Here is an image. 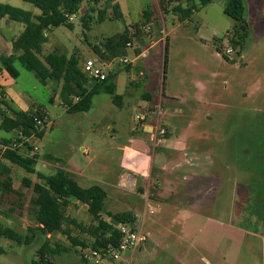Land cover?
I'll return each mask as SVG.
<instances>
[{
    "label": "rangeland",
    "instance_id": "1",
    "mask_svg": "<svg viewBox=\"0 0 264 264\" xmlns=\"http://www.w3.org/2000/svg\"><path fill=\"white\" fill-rule=\"evenodd\" d=\"M227 1L198 5L186 25L177 28L183 22L173 13L163 18L159 0H117L122 19L114 18L112 8L105 10V0L97 6L84 0L73 30L53 29L43 55L57 49L76 53L83 69L87 59L100 60L93 46L102 47L109 37L126 29L134 33L132 27L139 26L141 41L132 42L127 55L109 68L116 74L117 104L100 87L89 111L68 113L59 96L61 82L41 84L19 63L18 79L0 77L15 110L42 107L49 113L44 136L36 144L39 151L21 148L25 155H38L36 171L63 169L82 187L99 184L108 193L105 213L136 215L148 241L133 254L123 253L124 259L132 258L130 264H264V0H243L249 35L241 55L235 50L229 61L217 51L224 54L232 47L226 35L235 22L225 14ZM0 4L38 11L23 0ZM102 10L107 15L100 22ZM146 10L155 16V24L144 25ZM159 28L171 35L166 73L163 57L148 52L139 60L146 66L141 75L135 62L141 50L137 54L135 47L148 50ZM0 43L5 49L1 36ZM151 90L158 92L155 105L143 102ZM148 105L160 106V122L168 127L156 145L145 132L136 131V114ZM5 136L0 129V142ZM8 165L22 197L0 194V222L26 234L35 225L29 214L34 194L23 180L38 178ZM123 177L134 178L133 185H126ZM66 215L84 229L71 227L72 234L92 241L88 230L94 220L86 206L72 199ZM46 242L49 251L41 256ZM0 249V264H92L81 259L80 248L63 234L38 236L30 246L0 237Z\"/></svg>",
    "mask_w": 264,
    "mask_h": 264
},
{
    "label": "trees",
    "instance_id": "2",
    "mask_svg": "<svg viewBox=\"0 0 264 264\" xmlns=\"http://www.w3.org/2000/svg\"><path fill=\"white\" fill-rule=\"evenodd\" d=\"M32 4L40 11L34 15L32 11H25L9 4H0V20L7 18L10 21L23 25V30L12 41L13 54L2 59L3 70L6 71L12 79H18L19 70L15 64L19 63L29 72L34 73L41 84L53 81L62 83L60 90V100L62 106L68 113H78L89 111L92 105L94 95L100 87H104L105 92L113 97L117 104L119 96L116 94V85L113 82L116 74L108 72L106 81L97 82L90 79L80 66V57L76 53L68 55L60 50H55L47 55H43L44 45L48 42V36L45 33L53 29L65 27L69 30L74 29V25L69 22L67 14L78 12L84 3V0H23ZM90 4L97 6L101 0H88ZM115 0H105L104 8H112L114 18L122 19L119 5ZM211 3V0H159V8L162 15L173 13L180 22L188 21L198 10V5L205 7ZM86 10V9H85ZM94 10V8H93ZM102 10L99 14V21L103 22L106 18V11ZM225 14L234 20V27L228 31L226 37L236 52L241 55L246 39L249 35V26L244 18L243 0H228L225 7ZM144 25L151 23L155 16L149 10L143 13ZM134 33L126 29L123 33L109 37L102 47L93 46L95 55L99 61L107 66L116 59H122L127 55L128 44L141 41L139 35V26L132 27ZM139 54L138 49H135ZM219 54L229 61L228 57L217 48ZM168 44L164 50V73H166ZM128 70L129 67L127 66ZM1 74V71H0ZM165 80V76H163ZM164 84V83H163ZM164 89V86H163ZM6 93L0 81V129L6 134L0 146H9L14 139L21 142L20 134L30 137L36 134L38 138L44 136V127L50 120L49 113L42 107L32 110H15L6 100ZM144 99L155 105V96L147 93ZM50 102L53 103L52 98ZM41 120L42 126L37 127V121ZM40 128V130H38ZM29 149L31 146L26 145ZM50 159H54L49 156ZM38 155H25L20 149H9L2 151L0 147V194L2 196L12 193L22 197V194L14 189L12 169L8 165H16L29 174H36L38 181L33 182L29 178H24L23 184L26 188L32 189L33 196L30 199L29 214L32 217L34 226L27 228V233L22 234L15 228L6 226L0 222V237L14 241L18 244L30 246L38 236H54L63 234L68 238L73 247H92L97 248L107 243L118 242L119 236L116 229V223L128 222L137 223V217L134 214L125 213H105V201L107 191L99 184H93L90 187H82L73 175L69 172L58 169L55 173L47 175L37 172L35 167L38 163ZM58 161V160H57ZM140 191L143 188H139ZM77 200L84 204L88 214L94 220L93 227L89 231L92 241L80 240L72 234L71 227L84 230L74 219L67 217V209L71 205V200ZM108 217L106 219L104 215ZM82 234V233H81ZM84 234V233H83ZM44 250L49 251V244L46 242L43 249L39 251L41 256ZM2 252V250L0 249ZM60 251L67 252L68 249ZM46 261L40 260L38 264H46Z\"/></svg>",
    "mask_w": 264,
    "mask_h": 264
},
{
    "label": "built area",
    "instance_id": "3",
    "mask_svg": "<svg viewBox=\"0 0 264 264\" xmlns=\"http://www.w3.org/2000/svg\"><path fill=\"white\" fill-rule=\"evenodd\" d=\"M81 9L76 13L66 15L69 22L72 23L76 20L80 11L82 12ZM128 46L131 47L132 45L128 44ZM135 49H138V47H135ZM234 53L235 49L233 47L224 49V55L227 57H230ZM141 55L146 56L147 52L144 51ZM122 62L127 64L129 63V60L124 58ZM83 71L90 79H93L97 82H103L107 80L108 72L110 70L108 65L105 66L98 59H87L84 62ZM160 115V106L158 109L156 106L151 107L149 105L142 107L141 111L136 114V119L138 123H140L138 128L143 129V127L148 125L150 127V139L155 143V145L159 144L168 134L167 127L160 122ZM149 121H151V123ZM39 126H42L41 120L37 121V127ZM38 130H40V128H38ZM19 134L21 142H18L16 139H14L9 146L1 145L0 147L2 151L6 150L7 148L12 150H21V148H26L30 153H36L39 151V147L36 146V144L40 138H38L36 134H32L30 137L24 136L22 133ZM27 144L31 146V149L26 146ZM123 179L125 180L126 185H133L132 181L134 178L129 179L128 177H123ZM141 192H143V190ZM116 229L119 236L118 242L116 244L107 243L97 248H80L81 259L85 263L92 264H130L132 258L124 259L123 253L132 252L133 254L136 250L140 249L147 243L148 235L143 232V230L140 229L137 224L128 222L116 223Z\"/></svg>",
    "mask_w": 264,
    "mask_h": 264
},
{
    "label": "crops",
    "instance_id": "4",
    "mask_svg": "<svg viewBox=\"0 0 264 264\" xmlns=\"http://www.w3.org/2000/svg\"><path fill=\"white\" fill-rule=\"evenodd\" d=\"M114 3H117V0H115ZM32 12L34 13V15H37V14L40 13L39 10L38 11H32ZM121 14H122V12H121ZM163 16L164 15H162V17ZM163 18H165V17H163ZM155 21H156V19H154L151 22V24H155ZM187 22L188 21L183 22L181 25H179L180 27H177V28H183V26H185ZM22 27L19 26V23L10 21L7 18H4V19H1L0 20V36L2 37V40H4L6 42V45L3 46L5 49H2V47H0V50H1V52H0V64H1V66H0V71H1L0 77L1 78H4L5 80H7L6 78H11V77L9 76V74L6 71L3 70L2 59L4 57L11 56L14 53L13 52V48H12V41H13L14 38H16L17 36H19V34L22 32V30H23ZM17 28H18L19 32L17 34L16 33H13L15 31V29H17ZM158 30H159L160 35H158L157 37H159V38L155 37L156 39H155V41H153L151 47H149L148 50H142V46L139 45L138 51L140 52V50H141V54L144 51H146L147 54H148V52H151V54H153L154 56L156 54L157 57L159 55H161V57H163V59H164L165 46H166V44H168V46H169V41H170L171 35L168 34L167 30H165V29L159 28ZM198 31H200V29ZM49 34H50V32H48V31L45 33L46 36H48ZM0 46H1V43H0ZM141 54L139 56H136L135 62H139V63L136 64V69L140 70L141 71V75H143L146 66L143 63L140 64V61L139 60H140V58H145L147 55L146 56H142ZM95 59H97V58H95ZM185 61H186V59H185ZM112 63L113 62H110L108 64V68H110L112 66ZM217 75H218V72L215 71L214 76H213V80L211 82V85H212L211 86V89L214 88V85L216 83V80H214V79H216V76ZM1 84L4 87V85H3L2 82H1ZM147 93H152L154 96L158 95V92L156 90L147 91V92L144 93V96ZM165 93H166V90H165V87H164V89H163V95H165ZM8 96H9L8 94L5 96V100L12 106L13 103H12V101L10 102V100H8V98H9ZM143 102L144 103H149L147 100H143ZM149 122L151 123V121H149ZM139 124L140 123L137 122L136 131H143V132H145L150 137V127L147 125V126L143 127V129H139L138 128V125ZM167 129H168V127H167ZM47 175H50V174H47ZM156 184H157L156 186H157L158 190L160 192H162V190L160 188L161 186H160V183L158 182V180H157ZM151 206L153 208H157L158 207L156 204H152Z\"/></svg>",
    "mask_w": 264,
    "mask_h": 264
}]
</instances>
